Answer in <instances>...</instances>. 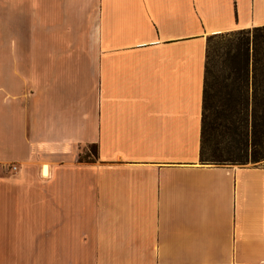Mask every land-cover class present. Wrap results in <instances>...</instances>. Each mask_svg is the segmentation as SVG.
<instances>
[{"label": "crops", "instance_id": "1", "mask_svg": "<svg viewBox=\"0 0 264 264\" xmlns=\"http://www.w3.org/2000/svg\"><path fill=\"white\" fill-rule=\"evenodd\" d=\"M0 17V264H264V163L200 161L208 38L263 26L264 0Z\"/></svg>", "mask_w": 264, "mask_h": 264}, {"label": "rangeland", "instance_id": "2", "mask_svg": "<svg viewBox=\"0 0 264 264\" xmlns=\"http://www.w3.org/2000/svg\"><path fill=\"white\" fill-rule=\"evenodd\" d=\"M4 19L6 18L4 17ZM206 55L204 109L207 121L212 123L211 130L207 132L209 134L206 137L208 144L206 154L227 150L224 139L219 136V123L225 115H231L237 122L240 114L236 108L229 104L230 100L228 99L236 98L240 86L244 83L249 97L246 121L244 122L247 145L245 151L242 148L238 150L234 147L236 142L232 139L231 143L234 144L232 151L239 155L244 152L248 155L243 163L237 164L264 163V159L254 162L251 159L253 151L256 154L264 153V30L249 28L213 34L208 38ZM255 93L256 100L260 102L256 114L255 110L253 112L252 106V98ZM254 121L262 126L261 128L258 125L255 126L258 127L256 135H254ZM227 136L229 135L227 134ZM220 142H222L221 145ZM92 153V146L80 147L81 159L90 161ZM206 163L216 164V161H206Z\"/></svg>", "mask_w": 264, "mask_h": 264}, {"label": "trees", "instance_id": "3", "mask_svg": "<svg viewBox=\"0 0 264 264\" xmlns=\"http://www.w3.org/2000/svg\"><path fill=\"white\" fill-rule=\"evenodd\" d=\"M254 30H264L263 26H257L253 27ZM249 29V28H248ZM245 30V29H243ZM207 71V55H206V61H205V76ZM246 84H242L240 86L239 94L236 98H233L231 100V97L228 99L230 100V105L237 109L238 113L240 114L237 122L232 118L231 115H225L223 117V120L219 123V136L224 139V144L227 148L225 152L219 151L216 153L213 151L211 154L207 155V133L209 130H211V124L207 121V116L205 115V109H204V102H205V79H204V93H203V112H202V125H201V143H200V161L202 163H206V161H216V164H237V163H243L247 158V153L238 154L236 152L232 151V148L234 144L231 143L232 139H234L235 148L240 150L242 148L243 151H245V147L247 145V132L245 130V115L247 113V108L249 105V97L247 95V89L245 88ZM256 93L253 94L252 98V106H253V112L255 110V114L258 113L257 110L259 109L260 102L256 100ZM236 111V112H237ZM264 112V111H263ZM262 112V113H263ZM256 125L262 126L260 124H256V121H254V135L258 134L256 133V130L258 127H255ZM217 128V127H214ZM258 131V130H257ZM227 134L229 136H227ZM232 135V136H231ZM229 141V142H228ZM222 142H220V145ZM216 149H218L216 147ZM246 155V156H245ZM251 159L252 161H256L259 159H264V153L256 154L254 151L251 152Z\"/></svg>", "mask_w": 264, "mask_h": 264}]
</instances>
